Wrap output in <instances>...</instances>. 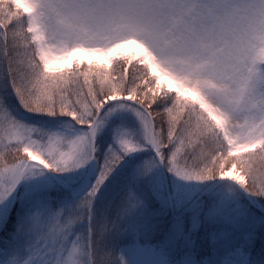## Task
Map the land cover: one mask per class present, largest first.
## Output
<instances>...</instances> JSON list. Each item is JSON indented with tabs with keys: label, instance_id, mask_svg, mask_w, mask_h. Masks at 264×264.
I'll use <instances>...</instances> for the list:
<instances>
[{
	"label": "snow or ice",
	"instance_id": "snow-or-ice-1",
	"mask_svg": "<svg viewBox=\"0 0 264 264\" xmlns=\"http://www.w3.org/2000/svg\"><path fill=\"white\" fill-rule=\"evenodd\" d=\"M0 130V264H264V0H0Z\"/></svg>",
	"mask_w": 264,
	"mask_h": 264
},
{
	"label": "trees",
	"instance_id": "trees-1",
	"mask_svg": "<svg viewBox=\"0 0 264 264\" xmlns=\"http://www.w3.org/2000/svg\"><path fill=\"white\" fill-rule=\"evenodd\" d=\"M8 159L11 160L12 156L9 155ZM256 166H257V168L260 169L261 179H264V164H262L261 162L258 161Z\"/></svg>",
	"mask_w": 264,
	"mask_h": 264
},
{
	"label": "rangeland",
	"instance_id": "rangeland-1",
	"mask_svg": "<svg viewBox=\"0 0 264 264\" xmlns=\"http://www.w3.org/2000/svg\"><path fill=\"white\" fill-rule=\"evenodd\" d=\"M0 135H2V130H0Z\"/></svg>",
	"mask_w": 264,
	"mask_h": 264
}]
</instances>
